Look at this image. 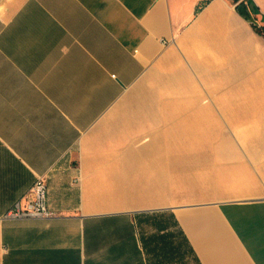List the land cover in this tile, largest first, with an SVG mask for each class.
I'll use <instances>...</instances> for the list:
<instances>
[{"label": "crops", "instance_id": "1", "mask_svg": "<svg viewBox=\"0 0 264 264\" xmlns=\"http://www.w3.org/2000/svg\"><path fill=\"white\" fill-rule=\"evenodd\" d=\"M242 5L257 23L233 0H0V264H264V0ZM172 103L210 106L208 150L170 147L196 140ZM41 176L54 215L5 218Z\"/></svg>", "mask_w": 264, "mask_h": 264}, {"label": "rangeland", "instance_id": "2", "mask_svg": "<svg viewBox=\"0 0 264 264\" xmlns=\"http://www.w3.org/2000/svg\"><path fill=\"white\" fill-rule=\"evenodd\" d=\"M163 110L166 112L165 116L170 117L171 119H181L180 125L182 128L186 129L184 135L187 137L195 138V144H189L188 140L183 139H169L170 147L178 146L183 141L186 144H183L184 149H209L210 144V133L208 130H203V126L209 124L207 121L211 117V108L209 105H199L198 103H172L163 107Z\"/></svg>", "mask_w": 264, "mask_h": 264}, {"label": "built area", "instance_id": "3", "mask_svg": "<svg viewBox=\"0 0 264 264\" xmlns=\"http://www.w3.org/2000/svg\"><path fill=\"white\" fill-rule=\"evenodd\" d=\"M254 18V17H253ZM255 23L256 20L252 19ZM81 181L79 176L76 180ZM49 188L46 176L38 177L30 193L17 201L5 215L7 219L47 218L54 215L48 205Z\"/></svg>", "mask_w": 264, "mask_h": 264}, {"label": "trees", "instance_id": "4", "mask_svg": "<svg viewBox=\"0 0 264 264\" xmlns=\"http://www.w3.org/2000/svg\"><path fill=\"white\" fill-rule=\"evenodd\" d=\"M234 3H239V5H241V10L243 11V13L245 14V16H247V18L249 19H253L252 16V11H249L248 7L245 5H242V3L244 2V0H233ZM257 30L264 35V27H258L257 25H255Z\"/></svg>", "mask_w": 264, "mask_h": 264}]
</instances>
